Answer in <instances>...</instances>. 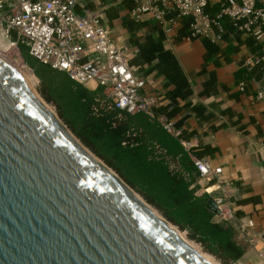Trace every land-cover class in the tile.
I'll return each mask as SVG.
<instances>
[{"label":"water","instance_id":"obj_1","mask_svg":"<svg viewBox=\"0 0 264 264\" xmlns=\"http://www.w3.org/2000/svg\"><path fill=\"white\" fill-rule=\"evenodd\" d=\"M206 254L0 59V264H214Z\"/></svg>","mask_w":264,"mask_h":264},{"label":"trees","instance_id":"obj_2","mask_svg":"<svg viewBox=\"0 0 264 264\" xmlns=\"http://www.w3.org/2000/svg\"><path fill=\"white\" fill-rule=\"evenodd\" d=\"M218 9L217 4L206 8L212 15ZM188 23V19L181 21L182 32ZM223 24L230 28L225 20ZM138 26L132 21L126 23L128 30H136ZM151 30L155 35L149 32L141 39L130 40L136 48L131 63L138 69L147 65L148 71L157 70L165 79L152 115L113 108L101 89H89L75 82L65 72L37 61L25 50L23 56L39 79L38 93L42 99L54 106L60 121L92 154L168 222L185 231L188 239L199 244L204 252L221 264H233L245 248L235 239L231 224L207 208L208 194L197 193L198 172L192 159V156L203 158L213 154L216 148L200 145L186 149L182 144L185 131L175 134L165 128L164 121H171L179 113V100L187 99L193 92L174 54L165 45L160 27L157 25ZM202 42L206 50L204 61L216 56L228 63L230 54L238 49L229 45L222 50L208 39ZM244 43L256 57L262 55L261 44L253 38L246 37ZM205 67L204 62L197 73L208 74L199 96L208 95L215 84L214 74ZM183 106L200 122L215 118L200 103L189 101ZM226 113L229 118L234 115L230 110ZM178 123H172L173 127Z\"/></svg>","mask_w":264,"mask_h":264},{"label":"built area","instance_id":"obj_3","mask_svg":"<svg viewBox=\"0 0 264 264\" xmlns=\"http://www.w3.org/2000/svg\"><path fill=\"white\" fill-rule=\"evenodd\" d=\"M124 3L130 4L129 14L134 21L139 22L146 15L160 27L166 40L174 37L183 19L189 21L187 39H208L214 44L235 34L257 42L264 39V0H0V54L10 63L1 56L0 59L10 66L22 63L33 73L24 59V49L75 82L89 89H101L111 107L152 115L163 89L131 63L136 50L116 35L114 26L104 17L108 7ZM215 4L219 9L212 15L206 8ZM224 20L230 28L224 26ZM13 57L16 63L12 62ZM262 58L264 54L255 62ZM244 86V81L238 83L239 90ZM254 98L264 101V83ZM164 126L176 134L171 121H164ZM193 163L199 181L210 182L216 176V187L222 189L223 181L218 178L221 167L213 166L207 158L194 157ZM208 188L203 190L217 204L219 212L215 215L228 220L222 199L214 197ZM247 225L252 227V220ZM241 231L248 237L247 231ZM263 235L264 232L258 238L261 246L256 249L259 264H264Z\"/></svg>","mask_w":264,"mask_h":264},{"label":"crops","instance_id":"obj_4","mask_svg":"<svg viewBox=\"0 0 264 264\" xmlns=\"http://www.w3.org/2000/svg\"><path fill=\"white\" fill-rule=\"evenodd\" d=\"M91 5L94 6L93 3ZM129 8L128 3L108 7L104 17L114 26L116 35L131 49L136 50L135 43L130 39H141L149 32L155 35L151 29L157 24L146 15L141 21H134L130 17ZM129 21L139 25L138 29L128 30L126 23ZM180 28L181 26L171 40L164 38V43L188 78L193 94L187 99L179 100L181 109L171 122H179L174 127L177 134L185 131L186 139L182 144L186 149L200 145L216 148L213 154L204 155L203 158L209 159L213 166L222 168L218 178L223 181V190L217 189L215 176L210 182L197 180V193L202 194L203 189L209 187L208 191H212L214 197L222 199V209L229 216L227 221L234 230L235 239L246 246V252L240 260L250 258L255 261L258 238L264 232V101H257L254 96L257 88L264 83V58L255 62L257 57L244 43L248 36L236 34L231 39L216 43L222 50L229 45L238 48L230 54V62L226 63L223 58L216 56L204 61L206 50L203 40L187 39V28L183 32ZM257 43L261 44L263 55L264 39ZM248 60L251 61L250 64L247 63ZM216 61L219 62L218 65ZM204 62L206 71L214 74L215 84L208 95L199 96L208 79L207 73L197 74ZM148 69L144 65L138 70L163 89L165 79L162 74ZM240 81L245 82L243 90L238 89ZM230 93L236 95L230 96ZM189 101L202 104L207 112L215 115L214 120L200 122L194 113L184 108L183 105ZM227 110L234 115L229 118ZM249 219L253 222L252 227L247 225ZM241 229L247 231L248 237Z\"/></svg>","mask_w":264,"mask_h":264},{"label":"rangeland","instance_id":"obj_5","mask_svg":"<svg viewBox=\"0 0 264 264\" xmlns=\"http://www.w3.org/2000/svg\"><path fill=\"white\" fill-rule=\"evenodd\" d=\"M24 51V49H22V52ZM12 62H14V63H16L17 61L15 60V57H13L12 59ZM23 64L21 63L20 64V67H22L23 68ZM27 66V65H26ZM28 73V72H27ZM33 74V73H32ZM34 75V74H33ZM36 77V76H35ZM33 87H31L32 88V90L34 91V93L36 94V95H38L41 99H42V97L40 96V94L38 93V86H39V79L36 77V79L34 80V82H33V85H32ZM42 102L44 103V104H46L51 110H52V113H55L56 114V111H55V108H54V106L52 105V104H50V103H46L43 99H42ZM56 116H57V114H56ZM58 117V116H57ZM159 213V212H158ZM160 214V213H159ZM181 232V235L186 239V240H188L189 242H191V243H193L197 248H199L201 251H203L202 250V248L200 247V245L199 244H197V243H195L194 241H192V240H190V239H188V237H187V235H186V232L185 231H180ZM261 246V244L259 243V245L255 248V249H257V248H259ZM244 248H245V251L244 252H246V246H244ZM204 252V251H203ZM206 253V252H205ZM208 254V253H207ZM205 255L210 261H212L213 263H217V264H221L215 257H213V256H211V255ZM255 256H256V260L258 259V257H257V250L255 251ZM254 261V260H251L250 258H245V259H241L240 260V258L237 260V261H235L233 264H258L257 262H259V259H258V261Z\"/></svg>","mask_w":264,"mask_h":264},{"label":"bare ground","instance_id":"obj_6","mask_svg":"<svg viewBox=\"0 0 264 264\" xmlns=\"http://www.w3.org/2000/svg\"><path fill=\"white\" fill-rule=\"evenodd\" d=\"M0 56L3 58V59H6L7 58L5 56H3L2 54H0ZM8 61V60H7ZM9 62V61H8ZM10 63V62H9ZM12 63V62H11ZM12 67L18 71L30 84L31 87H33V82L34 80L36 79L35 75L32 74L31 71H29L27 68H21L19 65H16V64H11ZM28 72V73H27ZM209 189V188H208ZM207 189V190H208ZM212 192V191H211ZM213 263V262H212ZM214 264H217V263H214Z\"/></svg>","mask_w":264,"mask_h":264}]
</instances>
